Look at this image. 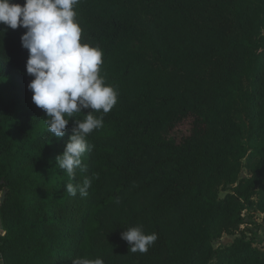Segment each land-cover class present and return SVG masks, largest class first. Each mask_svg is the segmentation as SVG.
<instances>
[{
    "label": "trees",
    "instance_id": "obj_1",
    "mask_svg": "<svg viewBox=\"0 0 264 264\" xmlns=\"http://www.w3.org/2000/svg\"><path fill=\"white\" fill-rule=\"evenodd\" d=\"M75 11L118 92L94 113L103 127L75 180L55 160L74 119L63 137L47 131L27 87L25 29L0 24L5 264H264L257 232L240 231L259 228L254 212L264 221V0H80ZM84 177L87 197L64 190ZM131 226L158 235L146 253L128 252ZM224 234L234 238L215 246Z\"/></svg>",
    "mask_w": 264,
    "mask_h": 264
},
{
    "label": "clouds",
    "instance_id": "obj_2",
    "mask_svg": "<svg viewBox=\"0 0 264 264\" xmlns=\"http://www.w3.org/2000/svg\"><path fill=\"white\" fill-rule=\"evenodd\" d=\"M79 3L80 0H24L21 5L14 0H0V24L25 29L20 41L28 52L26 73L32 77L27 87L34 104L45 112L47 131L57 138L63 137L69 118L74 119L63 152L55 157L58 168L71 180L76 179L77 171H87L82 158L93 147L87 136L103 127V115L94 113L102 110L107 114L118 97L116 89L100 75L102 50L81 42L82 29L75 11ZM91 183L92 179L84 177L81 183H66L64 190L70 196L79 193L85 198ZM120 236L127 242L128 252L141 254L158 239L155 232L146 233L141 226L128 227ZM71 261L72 264H105L100 257L74 256ZM0 264H5L2 255Z\"/></svg>",
    "mask_w": 264,
    "mask_h": 264
},
{
    "label": "rangeland",
    "instance_id": "obj_3",
    "mask_svg": "<svg viewBox=\"0 0 264 264\" xmlns=\"http://www.w3.org/2000/svg\"><path fill=\"white\" fill-rule=\"evenodd\" d=\"M247 175V171L245 169H242L240 176H246ZM224 192H220V196L223 194ZM2 194V192H1ZM245 213V212H244ZM247 215V213H245ZM252 218L255 222H257L259 224V228H256V226L254 224H245L242 225L240 227V231L243 230L245 231L247 236H251L253 232H257V246H260V248L264 249V221H263V214L258 213V212H254L252 213ZM239 233V232H238ZM234 238V235H222L221 238H219L216 242H215V246H223L226 244H229L232 239Z\"/></svg>",
    "mask_w": 264,
    "mask_h": 264
},
{
    "label": "water",
    "instance_id": "obj_4",
    "mask_svg": "<svg viewBox=\"0 0 264 264\" xmlns=\"http://www.w3.org/2000/svg\"><path fill=\"white\" fill-rule=\"evenodd\" d=\"M4 198H5V193L2 192V194L0 195V203L3 202Z\"/></svg>",
    "mask_w": 264,
    "mask_h": 264
},
{
    "label": "built area",
    "instance_id": "obj_5",
    "mask_svg": "<svg viewBox=\"0 0 264 264\" xmlns=\"http://www.w3.org/2000/svg\"><path fill=\"white\" fill-rule=\"evenodd\" d=\"M5 234V231L2 229L1 223H0V236H3Z\"/></svg>",
    "mask_w": 264,
    "mask_h": 264
},
{
    "label": "crops",
    "instance_id": "obj_6",
    "mask_svg": "<svg viewBox=\"0 0 264 264\" xmlns=\"http://www.w3.org/2000/svg\"><path fill=\"white\" fill-rule=\"evenodd\" d=\"M0 195H1V191H0Z\"/></svg>",
    "mask_w": 264,
    "mask_h": 264
}]
</instances>
